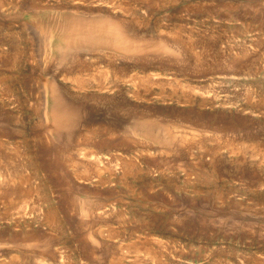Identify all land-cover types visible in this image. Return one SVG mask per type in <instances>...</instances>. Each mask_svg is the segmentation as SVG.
I'll use <instances>...</instances> for the list:
<instances>
[{
    "label": "rangeland",
    "instance_id": "374dc122",
    "mask_svg": "<svg viewBox=\"0 0 264 264\" xmlns=\"http://www.w3.org/2000/svg\"><path fill=\"white\" fill-rule=\"evenodd\" d=\"M0 264H264V0H0Z\"/></svg>",
    "mask_w": 264,
    "mask_h": 264
},
{
    "label": "bare ground",
    "instance_id": "6f19581e",
    "mask_svg": "<svg viewBox=\"0 0 264 264\" xmlns=\"http://www.w3.org/2000/svg\"><path fill=\"white\" fill-rule=\"evenodd\" d=\"M100 30H101V29H100ZM108 31H109V33H110V30H108ZM108 31H107V34H108ZM110 34H111V33H110ZM108 37H109V38H112L110 35H108ZM121 38H122V36L120 35V33L116 34V35L113 37V39H115L116 41H120ZM110 41H111V40H110ZM110 41H109V42H110ZM114 42H115V41H114ZM61 103H62V102L59 101V99H57V98L54 100V105H55V106H57V105L60 106Z\"/></svg>",
    "mask_w": 264,
    "mask_h": 264
}]
</instances>
